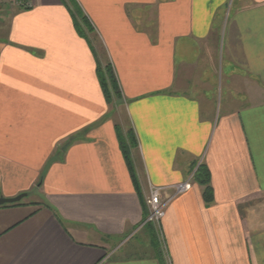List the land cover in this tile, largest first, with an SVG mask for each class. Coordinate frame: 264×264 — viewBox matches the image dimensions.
Segmentation results:
<instances>
[{"label": "crops", "instance_id": "crops-1", "mask_svg": "<svg viewBox=\"0 0 264 264\" xmlns=\"http://www.w3.org/2000/svg\"><path fill=\"white\" fill-rule=\"evenodd\" d=\"M34 190L0 206V264H264V0L1 4L0 198Z\"/></svg>", "mask_w": 264, "mask_h": 264}, {"label": "trees", "instance_id": "trees-1", "mask_svg": "<svg viewBox=\"0 0 264 264\" xmlns=\"http://www.w3.org/2000/svg\"><path fill=\"white\" fill-rule=\"evenodd\" d=\"M102 87L104 89L105 96L108 101H111L113 97H120L119 83L111 63H108L104 69L98 68ZM118 133L120 136V143L122 146L123 153L126 157L128 166L130 168L132 177L137 187L139 182L134 170L132 158L130 155V148L137 145V137L133 128H130L125 135L118 126ZM194 180L204 186L203 196L207 203L213 201V190L211 186V173L206 164L202 163L197 168L194 174ZM15 204V203H12Z\"/></svg>", "mask_w": 264, "mask_h": 264}, {"label": "built area", "instance_id": "built-area-1", "mask_svg": "<svg viewBox=\"0 0 264 264\" xmlns=\"http://www.w3.org/2000/svg\"><path fill=\"white\" fill-rule=\"evenodd\" d=\"M7 0H0V5ZM192 187V180L180 182L170 187L151 186L149 195L147 197V204L149 206L148 221L160 224L165 209L168 204L177 194L186 192Z\"/></svg>", "mask_w": 264, "mask_h": 264}, {"label": "rangeland", "instance_id": "rangeland-1", "mask_svg": "<svg viewBox=\"0 0 264 264\" xmlns=\"http://www.w3.org/2000/svg\"><path fill=\"white\" fill-rule=\"evenodd\" d=\"M104 65L106 64V61H105V59L103 60V62H102ZM115 99L117 100V104H119V98L118 97H115ZM114 100V99H113ZM111 104H114V102L112 101V103ZM118 107H119V105H118ZM119 111V113H118V115H119V117L121 116H123V110L119 107L118 109H117V112ZM35 193V194H34ZM37 191L36 190H34V192L33 193H31V194H29L28 196H26V197H24L23 199L25 200V201H30V200H33V199H39V197L37 196ZM149 207V206H148ZM148 213H149V210H148ZM151 223H153V222H151ZM156 224V223H155ZM157 240L159 241V244H160V248L161 249H164V241H163V239H162V237L160 238H158L157 237Z\"/></svg>", "mask_w": 264, "mask_h": 264}, {"label": "water", "instance_id": "water-1", "mask_svg": "<svg viewBox=\"0 0 264 264\" xmlns=\"http://www.w3.org/2000/svg\"><path fill=\"white\" fill-rule=\"evenodd\" d=\"M26 196V193H22L16 197H12V198H4V197H1L0 198V206L4 205V204H7V203H16V202H19L23 197Z\"/></svg>", "mask_w": 264, "mask_h": 264}]
</instances>
